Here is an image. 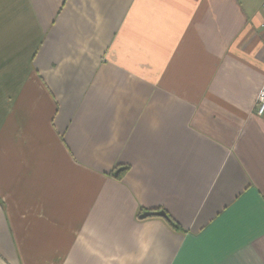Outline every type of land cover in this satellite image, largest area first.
Returning a JSON list of instances; mask_svg holds the SVG:
<instances>
[{"label":"crops","instance_id":"0c3cea01","mask_svg":"<svg viewBox=\"0 0 264 264\" xmlns=\"http://www.w3.org/2000/svg\"><path fill=\"white\" fill-rule=\"evenodd\" d=\"M263 23L0 0V264H264Z\"/></svg>","mask_w":264,"mask_h":264},{"label":"built area","instance_id":"2783aa9c","mask_svg":"<svg viewBox=\"0 0 264 264\" xmlns=\"http://www.w3.org/2000/svg\"><path fill=\"white\" fill-rule=\"evenodd\" d=\"M264 26V23L262 24ZM256 114L264 117V84L261 87L256 101Z\"/></svg>","mask_w":264,"mask_h":264},{"label":"water","instance_id":"95a60500","mask_svg":"<svg viewBox=\"0 0 264 264\" xmlns=\"http://www.w3.org/2000/svg\"><path fill=\"white\" fill-rule=\"evenodd\" d=\"M149 215H160V216H163L165 218H168V215H167L166 211H164V210L147 211V212L142 214V217H146V216H149Z\"/></svg>","mask_w":264,"mask_h":264},{"label":"trees","instance_id":"16d2710c","mask_svg":"<svg viewBox=\"0 0 264 264\" xmlns=\"http://www.w3.org/2000/svg\"><path fill=\"white\" fill-rule=\"evenodd\" d=\"M168 219L175 227H177V224H175V222L169 216H168Z\"/></svg>","mask_w":264,"mask_h":264}]
</instances>
